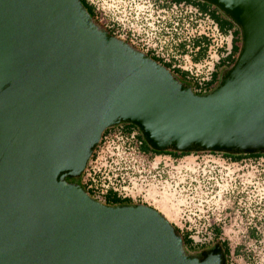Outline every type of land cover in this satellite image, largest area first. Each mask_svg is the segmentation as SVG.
<instances>
[{"label": "water", "instance_id": "1", "mask_svg": "<svg viewBox=\"0 0 264 264\" xmlns=\"http://www.w3.org/2000/svg\"><path fill=\"white\" fill-rule=\"evenodd\" d=\"M201 1L242 37L205 94L81 0H0V264H226L219 242L186 254L156 208L105 205L66 181L120 122L157 151L264 153V0Z\"/></svg>", "mask_w": 264, "mask_h": 264}, {"label": "built area", "instance_id": "2", "mask_svg": "<svg viewBox=\"0 0 264 264\" xmlns=\"http://www.w3.org/2000/svg\"><path fill=\"white\" fill-rule=\"evenodd\" d=\"M86 1L93 7L94 19L97 24L103 28L113 29L115 37L127 42L130 46H136L138 50L144 53H150L161 58L164 62H173L172 68L178 67L186 70L188 72L187 79L191 81L192 91L202 93L211 89L208 88L206 82L210 80L214 72L212 55H218V49L222 48V45L226 44L228 40L231 44V34L221 33L217 23L208 15L201 13L195 6L184 1ZM137 3L144 7L141 9V15L143 13L141 17H144L146 22L140 19V25L136 24L139 26L138 30L134 31L132 23L128 21V24H125L122 21L124 18L118 19L116 13L124 4L136 5ZM161 13L163 14L161 15ZM197 37L207 39L208 56L201 61L192 62V67H185L180 61L185 55L190 56L194 50L192 41ZM180 44H183L186 53L178 52L176 47ZM138 133L139 130L135 128L129 132L125 131L123 123L112 125L106 133H102L99 143L94 148L81 173L79 182L81 187L92 192L91 198L104 203L105 194L109 189L115 191L119 196L130 198L121 191V189L129 186L128 174L132 172L130 162L127 160L115 162L114 159H109L106 163H102L101 159H103L106 143L113 139V141H121L125 148L131 149V152L128 153L133 154L135 162L143 159L149 160L152 154H146L139 149L142 140L138 138ZM189 155L208 156L209 158H217V161L221 162L219 165L222 166V182H207V186L211 187V191L222 189V193L217 192L216 194V196L218 195L217 203L222 207L216 214H212L211 208H206L207 205L200 200L205 192L203 189H197L194 197L200 200L199 206L196 207L199 211L189 214L190 223L184 222L183 227H178L180 231L189 232L190 237L215 238L219 236L220 239L228 236H263L264 153L245 156L236 160L227 158L221 153L210 151ZM154 156L173 157L169 154ZM202 205L203 207L199 208ZM217 229H219V233L216 232ZM199 244L204 245L205 242ZM228 256L226 264H230Z\"/></svg>", "mask_w": 264, "mask_h": 264}, {"label": "rangeland", "instance_id": "3", "mask_svg": "<svg viewBox=\"0 0 264 264\" xmlns=\"http://www.w3.org/2000/svg\"><path fill=\"white\" fill-rule=\"evenodd\" d=\"M140 6L138 3L136 5L124 4L116 13L117 18H124L120 20L125 24L130 21L134 31L138 30L139 26L136 24L140 25V19L146 22L145 18L141 17L143 16L141 9L144 7L141 4ZM239 34L241 35V32ZM104 150L102 163H106L109 159H114L115 162L119 160L130 162L132 172L128 174L129 186L121 191L130 196L132 204H146L156 208L176 227H183L184 222L190 223L188 216L192 212L198 213L199 210L196 207L199 206L200 200L207 205L206 208H211L212 214H216L222 207L217 203L218 195L216 196L217 192L222 193V189L211 191V187L207 186V182H222V166L219 165L221 162L217 161V158L194 155L170 158L152 155L149 160L143 159L135 162L133 154L128 153L131 149L125 148L121 141H113V139L106 143ZM79 180L78 176L66 178L67 182L78 185ZM197 189H203L205 192L200 200L194 197ZM202 207L203 205L199 208ZM191 238L195 242H205L204 245L208 247L211 244L213 246L216 239L203 236H192ZM222 239L227 241L230 249L228 256L230 264H264V235L228 236ZM236 248L240 250L237 254L234 253ZM198 252H193V254Z\"/></svg>", "mask_w": 264, "mask_h": 264}, {"label": "trees", "instance_id": "4", "mask_svg": "<svg viewBox=\"0 0 264 264\" xmlns=\"http://www.w3.org/2000/svg\"><path fill=\"white\" fill-rule=\"evenodd\" d=\"M172 1H176V2H181L184 1L187 4H191L193 6L197 5L198 10L203 13L208 15L211 19H213L219 28V31L223 34H231V49L230 52L225 56V70L227 68H229L236 60L237 54L240 50V46L241 43L240 41L242 40L240 33V29H238L237 25L234 24V22H232L224 13H222L218 8L212 6L211 4H208L206 2H203L201 0H172ZM81 2L83 3V5L86 7L88 13L91 15V18L93 20V22L99 27L102 28L106 31H108L109 33H112L111 28H103L100 25L97 24L96 20L94 19V14H93V7L86 1V0H81ZM235 27V29H233ZM148 56H150L151 58H153L155 61H157L158 63L164 65L166 68H168L181 82L188 84L191 87V83L190 81L187 79L188 76V72L186 70H182L181 68L178 67H171L173 62H164L161 58L155 57L154 55L150 54V53H146ZM222 75V74H221ZM220 77H218L217 73L213 74L212 77L210 78V80H208L206 82V85L208 86V88H213L215 87L220 80ZM210 89V90H211ZM194 93H197L195 91H193ZM200 94V93H198ZM123 123V128L125 131H131L133 128L139 130L134 124L132 123H128V122H120ZM111 127V126H110ZM106 128L103 131V134L106 133L108 131V129L110 128ZM138 138H140L142 140V143L139 147V149L146 153V154H152V155H159V154H169L175 158L177 157H182L185 155H189L191 153L194 154H198V153H202V152H176V151H171V150H166V151H157V150H153L145 141L144 137L142 136V134L138 133ZM214 153V152H212ZM223 154L225 157H230L232 159H240L241 157H245V156H255V155H260L262 153H255V154H227V153H221ZM81 177V174L78 176ZM69 177H67L68 179ZM80 182V180H79ZM80 185V183H79ZM84 189V187H82ZM85 190V189H84ZM92 192L89 190V192L87 193L90 197H92ZM105 205H132V201L129 197H122L119 196L115 191L109 189L106 194H105V201L104 203ZM173 225V224H172ZM174 226V225H173ZM176 228V231L178 232V234L181 236L182 238V243H183V249L185 251V253L190 254L191 252H197L203 248H206L205 245L203 244H199V243H194L192 238L189 236V232L187 231H180V229L176 226H174ZM217 233H219V229L216 230ZM215 243L219 242L222 246L224 255L227 259V256L229 255V246L227 241L221 240L219 238V236L215 237ZM217 241V242H216ZM239 249H235V253H238Z\"/></svg>", "mask_w": 264, "mask_h": 264}, {"label": "crops", "instance_id": "5", "mask_svg": "<svg viewBox=\"0 0 264 264\" xmlns=\"http://www.w3.org/2000/svg\"><path fill=\"white\" fill-rule=\"evenodd\" d=\"M233 29H235V27ZM192 43H193L192 46L194 50L190 53V56L185 55L184 57H182V60L180 61L185 67H192V62L201 61L203 58L208 56L209 48L207 47L208 41L206 38H199V37L194 38ZM182 45L183 44H180L176 48L178 52L184 54L186 53V51ZM230 47H231V44L228 40L226 44L222 45V48L218 49V55L211 54L212 55V66L214 70L212 75L217 73L219 77L221 76V73L224 72L226 68L225 66L226 62L224 58L229 53Z\"/></svg>", "mask_w": 264, "mask_h": 264}, {"label": "flooded vegetation", "instance_id": "6", "mask_svg": "<svg viewBox=\"0 0 264 264\" xmlns=\"http://www.w3.org/2000/svg\"><path fill=\"white\" fill-rule=\"evenodd\" d=\"M195 7L198 9L197 5H195ZM111 31H112V33H110V34L113 35V36H115L113 30H111ZM132 47H134L135 49H137L136 46H133V45H132ZM117 124H118V123H117ZM227 158H230V157H227ZM84 191H85L86 193L89 192L88 190H84ZM212 247H213V246H209V247H206V248H203V249H209V248H212ZM201 250H202V249H201ZM201 250H199V252H198L197 254H193V252H191L190 255H191V256H199Z\"/></svg>", "mask_w": 264, "mask_h": 264}]
</instances>
